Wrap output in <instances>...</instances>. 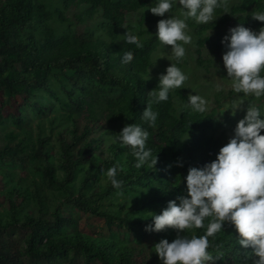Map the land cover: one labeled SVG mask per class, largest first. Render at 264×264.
Instances as JSON below:
<instances>
[{
	"label": "rangeland",
	"instance_id": "obj_1",
	"mask_svg": "<svg viewBox=\"0 0 264 264\" xmlns=\"http://www.w3.org/2000/svg\"><path fill=\"white\" fill-rule=\"evenodd\" d=\"M36 1L47 10L49 16L35 21L31 26L30 30L35 38L55 45L62 39L72 42L80 36L89 39L94 37L109 39L105 21L101 17L95 15L84 17L82 22L77 21L75 16L86 6L66 9L59 0ZM154 2L156 0H148L138 12L126 13L125 22L118 28V32L120 37H123L125 31L133 32L143 43L152 38L157 40L155 50L150 55V77L165 71L169 63H176L187 74L188 79L182 88L170 91L175 114L187 108L188 96L191 93L200 94L207 99L206 112L215 107L218 118L226 116L233 123L244 115L243 107L236 110L234 115L231 109L234 110V106L241 99H244L247 106L255 105L264 109V97L245 96L244 93L232 90L231 80L223 67V51H218L214 47L217 36H224L232 24H222L214 30L208 29L203 32L202 35L208 38V42L202 48L201 62L198 63L196 35L188 24V21L194 18H188L186 31L192 40L185 44V56L177 60L171 46L162 45L155 35L157 22H140L139 13ZM239 2L240 0H230L228 9ZM147 10L146 8L145 11ZM169 14L165 13V16ZM171 14L183 18L178 5H174ZM157 56L165 57L158 58L156 62ZM155 62L156 64L152 65ZM216 64L220 65L217 70ZM15 66L20 70L18 64ZM149 67L146 77H149ZM36 74V71L32 72V75ZM13 75L11 73L8 76ZM75 77L74 71L68 67L52 68L47 74L48 88L32 87L29 93H11L0 82V252L9 250L10 255L19 264H105L98 255L90 252L97 247L103 249L106 245L108 264L143 262L162 264L155 252V243L163 237L171 240L175 238L177 232L173 228L151 232L144 229V225L149 223L147 216L153 203L149 189L156 184L144 187L147 189L146 192L143 190L139 192L141 189L139 187H129L106 193L108 178L96 169L107 155L109 146L119 144L113 140L115 135L113 132H118L128 120L117 109L121 102L119 86L92 74L81 76L82 84L88 92L87 96L92 99L95 113L101 122L88 136L93 137L95 141L88 147V153L83 156L85 161L75 171V176L69 183L64 181L65 174L59 167L61 158L59 140L62 137L72 141L74 130L81 132L83 124L81 115L72 108L80 94ZM213 133L219 136L221 130ZM231 135V132H227L228 139ZM39 139L43 140L41 147ZM72 152L74 155L78 153V145L72 148ZM11 155H15L16 159L12 160ZM181 159L188 162L186 154H183ZM45 170L55 174V181L46 176ZM85 172L93 174L88 183L84 182ZM92 195L102 197L96 201L91 199ZM76 196L96 204L100 211L109 213L111 223H107L102 216L78 209L71 203V198ZM10 200L15 202L16 219L19 220L15 223H10L8 211ZM54 214L69 221L53 230L51 238L61 237L66 240L87 242L89 252L80 247H66L63 255L53 254L40 258H34L27 252L28 229L22 223L23 219L28 216L40 221H51ZM46 242L47 236H44L42 240L37 241L36 246L45 250ZM124 252H133L134 257L130 262L123 257ZM0 264H4L1 259ZM210 264L238 263L233 259L218 258Z\"/></svg>",
	"mask_w": 264,
	"mask_h": 264
},
{
	"label": "trees",
	"instance_id": "obj_2",
	"mask_svg": "<svg viewBox=\"0 0 264 264\" xmlns=\"http://www.w3.org/2000/svg\"><path fill=\"white\" fill-rule=\"evenodd\" d=\"M60 4L68 9H76L81 6L86 8L75 17L82 22L84 17H101L105 21L108 40L99 37L85 38L80 36L69 42L67 39L58 41V44L44 42L35 38L30 28L35 21L49 16L45 8L36 0H1L0 1V82L11 93H29L32 87L40 86L48 88L47 74L55 67H68L74 71L75 83L80 94L74 101L72 108L83 121L81 132L74 130L72 141L65 138L59 140L61 158L59 167L64 172V181L69 183L77 169L83 164V156L88 153V147L95 139L88 137L93 128L99 123L100 117L95 113L93 102L87 96L88 92L82 84L81 76L92 74L120 88V104L118 111L126 116L128 123H139L148 128L151 135L147 146L157 152L159 157L155 168L146 163L142 168L136 167V157L131 147L113 144L109 146L107 155L97 166V171L105 174V171L113 164L118 165V178L123 181L120 189L115 188L108 179L106 193L116 190H124L129 187L144 188L156 184L149 189L150 199L153 201L151 211L159 212L169 199L175 198L185 192L183 176L190 166H202L204 162L215 158L220 146L227 142V132L233 134L236 123L230 118H218L216 108L208 112L199 113L191 111L190 107L183 108L179 114H175L172 94L166 101L154 102L153 91L158 90V75L146 77L148 67L151 64L150 55L155 50L157 40L154 38L143 43L142 48L126 42L120 37L118 28L125 22L126 13L138 12L148 0H59ZM226 8H218L219 15L216 21L208 24L197 23L189 20L188 24L196 35L197 62H201L202 48L208 42V38L202 34L205 30L216 29L222 24L243 23L245 26L259 30L264 22H260L251 16V11L264 9V0H240V2L228 9L230 0H224ZM155 2L153 3V5ZM228 11V12H224ZM140 22L155 23L160 16L153 14L149 9L139 13ZM235 15L234 18L231 17ZM62 19H65L60 15ZM223 36H217L214 47L218 51H225L221 43ZM133 50L134 58L128 64L121 63V56L125 51ZM15 64L20 66V70ZM36 71V75L32 72ZM13 76H8L9 74ZM180 94V92H179ZM185 100V97H183ZM151 102L154 110L159 115L154 126L148 125L141 119L143 109ZM221 130L219 136L213 132ZM264 131V130H262ZM187 134L188 138H184ZM41 147L43 140L39 139ZM78 145V153L73 154L72 148ZM186 154L188 162L183 166L177 164L182 155ZM15 160V155L10 156ZM105 170V171H102ZM46 176L55 181V174L45 170ZM84 182L88 183L93 174L85 172ZM101 195H92L91 199L99 200ZM78 209L102 216L107 223H111V215L100 211L94 203L86 202L81 196L71 198ZM15 202L9 201L10 223L17 220ZM135 209V208H134ZM69 220L54 214L51 221H40L33 217H25L22 221L27 226L26 250L34 258L50 257L53 254L63 255L66 247H80L89 252L87 242L78 240H66L61 237L51 238L53 230L62 227ZM147 222H151L148 217ZM205 227L196 229V234H203ZM186 234H190L186 233ZM238 233L233 225L225 223L224 230L218 232L215 237H209L212 252L222 251L223 257L219 259H233L238 264H251V257L246 256V251L239 245L236 239ZM47 236L46 249L36 246L37 241ZM90 254L98 255L105 264H108L107 246L94 248ZM125 260L130 262L134 257L133 252H124ZM0 259L4 264H19L13 258L9 250L0 252ZM160 263V262H159ZM162 263V262H161ZM142 264H146L143 262ZM157 264V263H155Z\"/></svg>",
	"mask_w": 264,
	"mask_h": 264
},
{
	"label": "clouds",
	"instance_id": "obj_3",
	"mask_svg": "<svg viewBox=\"0 0 264 264\" xmlns=\"http://www.w3.org/2000/svg\"><path fill=\"white\" fill-rule=\"evenodd\" d=\"M174 5L180 7L183 18L171 14ZM226 7L224 0H156L146 8L162 17L157 21L155 35L162 45L171 46L175 58L180 60L186 54L185 44L192 40L186 31L187 19L194 18L201 24L214 23L219 16L217 9ZM165 13L170 14L165 16ZM251 16L264 22V9L251 11ZM123 39L138 48L144 46L133 32L125 31ZM221 43L225 48L223 67L232 90L245 96L264 97V24L255 30L237 23L229 27ZM162 57L165 56H157L156 62ZM133 58V50L125 51L121 63L128 64ZM216 65L217 70L220 65ZM187 79V74L176 63L166 65L165 71L158 74V90L152 92L154 102L168 100L170 91L182 88ZM186 106L193 112L204 113L208 102L200 94L191 93ZM242 107L245 109L243 117L236 122L233 134L220 146L215 158L202 166H190L183 176L185 192L169 199L159 212L151 211V222L144 225L145 231L173 228L177 232L175 238L163 237L155 243V252L162 264H210L223 257L222 251L209 250V237L224 230L226 222L238 233L239 245L250 249L246 256L251 257V264H264V109L247 106L241 99L234 110L231 108L232 114ZM158 115L150 102L143 109L141 119L154 126ZM113 133L115 142L131 147L137 168L146 163L155 168L159 157L147 146L151 135L148 128L139 123H127ZM177 164L183 166V160H178ZM105 175L115 188H121L123 181L118 178L117 164L109 167ZM141 190L147 191L141 188L139 192ZM206 218L205 232L196 234V229L205 227Z\"/></svg>",
	"mask_w": 264,
	"mask_h": 264
}]
</instances>
